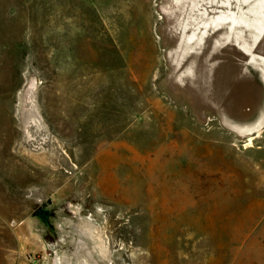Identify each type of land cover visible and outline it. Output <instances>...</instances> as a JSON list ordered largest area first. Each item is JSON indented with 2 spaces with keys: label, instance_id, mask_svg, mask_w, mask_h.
<instances>
[{
  "label": "rangeland",
  "instance_id": "obj_1",
  "mask_svg": "<svg viewBox=\"0 0 264 264\" xmlns=\"http://www.w3.org/2000/svg\"><path fill=\"white\" fill-rule=\"evenodd\" d=\"M0 264H264V0H0Z\"/></svg>",
  "mask_w": 264,
  "mask_h": 264
},
{
  "label": "bare ground",
  "instance_id": "obj_2",
  "mask_svg": "<svg viewBox=\"0 0 264 264\" xmlns=\"http://www.w3.org/2000/svg\"><path fill=\"white\" fill-rule=\"evenodd\" d=\"M252 141H250L249 143H247V146H252Z\"/></svg>",
  "mask_w": 264,
  "mask_h": 264
}]
</instances>
